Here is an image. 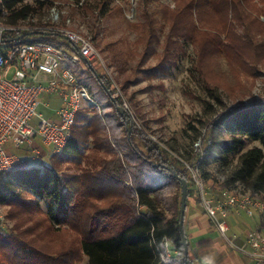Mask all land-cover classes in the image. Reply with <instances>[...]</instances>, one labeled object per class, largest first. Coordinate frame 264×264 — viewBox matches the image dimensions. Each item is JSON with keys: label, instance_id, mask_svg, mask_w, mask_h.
I'll return each instance as SVG.
<instances>
[{"label": "trees", "instance_id": "1", "mask_svg": "<svg viewBox=\"0 0 264 264\" xmlns=\"http://www.w3.org/2000/svg\"><path fill=\"white\" fill-rule=\"evenodd\" d=\"M159 1L138 3L146 24L134 28L140 36H148L147 47L156 37L155 18L148 7ZM25 2L3 0L2 11L6 14L0 11L2 22L9 26L27 24L36 9ZM173 3V8H163L169 26L167 53L172 39L179 38L206 50L208 56L222 53L243 64L246 59L253 61L259 56L258 50L263 47L241 40L235 29L238 25H264L260 18L264 15V0H173ZM25 33L21 31L9 38L15 40ZM48 33L32 37L60 49L75 50L65 42H56L61 34ZM222 35L235 47L230 49L224 44L220 40ZM110 65L125 75L126 62L114 56ZM68 67L79 72V84L86 87L101 108L110 112L101 115L94 109L93 117H89L91 111L80 112L68 145L51 156L53 165L12 171L0 177V204L10 207L7 217L16 221L12 228L0 227V264H80L84 258L87 264H196L186 233L189 255L185 254L180 230L182 184L163 166L172 167L189 186L193 179L187 163L199 169L204 182L213 181L220 186H213L212 193L241 188L264 202V96L234 106L217 117L207 127L196 154L184 162L137 124L125 107L124 97H114L117 89L104 71L98 72L93 63L86 70L71 63ZM128 79L120 82L122 93ZM90 138L93 150L98 153L87 157L88 163L80 172H63L57 165L58 158L66 161L83 158L84 145ZM212 162H219L225 169L221 184L205 169ZM25 194L34 199L29 201ZM191 196L189 189L185 217ZM34 214H40L47 225H40ZM26 219L33 224L25 227ZM63 231L72 234L71 240L58 244L53 234ZM165 240L176 251L167 263L162 260Z\"/></svg>", "mask_w": 264, "mask_h": 264}, {"label": "rangeland", "instance_id": "2", "mask_svg": "<svg viewBox=\"0 0 264 264\" xmlns=\"http://www.w3.org/2000/svg\"><path fill=\"white\" fill-rule=\"evenodd\" d=\"M140 1L26 0L25 3L36 10L29 24L22 25L21 28L27 32L59 34L68 29L90 37L100 57L110 68L108 71L113 74L119 88L120 82L124 78H129L126 80L128 85L125 93L121 91L120 95L124 97L125 107L131 111L137 124L154 141H160L166 148L171 149L175 156L187 162L196 154L210 123L232 107L241 103L247 104L253 98L264 96V25H238L235 29L241 40L263 47L258 50L259 56L255 60L246 59L244 64L222 53L208 56L206 50H201L191 42L179 38L172 39L167 53L166 36L169 26L164 19L163 8H173V0H160L148 7L150 13L154 15L156 29V37L149 47L146 46L148 36H140V32L134 28L135 25L146 24L144 12L138 8ZM260 18L264 21L263 14ZM220 37L230 49L235 47L225 40L226 36ZM27 38L35 39L32 36ZM56 42L71 45L62 37H58ZM114 56L126 62L125 75H120L118 70L110 65ZM93 67L98 72L106 71L101 60L93 61ZM107 105L105 102L103 106ZM94 109L101 115L110 112L109 109L100 106L88 108L86 110L91 111L89 117H93ZM86 110L83 112H87ZM38 113L48 118V108L43 102ZM33 124L37 126L38 121L35 120ZM220 139L223 140L224 137L220 135ZM37 142L41 144V141ZM92 142L91 139L84 145L83 158L66 161L59 157L57 165L68 174L80 172V168L86 167L88 163L87 157L98 153L93 150ZM41 146L45 152L41 156L29 152L28 147L15 153L28 159L32 167L53 165L52 150ZM99 154L106 156L104 152ZM205 169L219 179V184L222 183L226 172L219 162H212ZM205 183L211 190L214 189L213 186L220 187L215 186L213 181ZM189 189L192 193L191 198L197 204H203L200 191L193 181ZM24 197L29 201L34 199L29 194H25ZM41 207L47 211L44 204H41ZM3 208L1 213L8 215L10 207L5 205ZM34 217L40 225H47L40 214H34ZM8 220L7 228H12L16 221L10 218ZM26 221L25 227L33 224L32 221L27 219ZM43 228L44 226L40 230ZM258 230L263 232L261 229ZM71 235L63 231L53 234V237L60 244L65 240L69 242ZM80 264H87V259L84 258Z\"/></svg>", "mask_w": 264, "mask_h": 264}, {"label": "built area", "instance_id": "3", "mask_svg": "<svg viewBox=\"0 0 264 264\" xmlns=\"http://www.w3.org/2000/svg\"><path fill=\"white\" fill-rule=\"evenodd\" d=\"M2 7L3 0H0V11L5 15ZM21 31V26L5 25L0 19V177L32 167L28 159L14 151L28 147L29 152L41 156L45 153L43 145L50 148L53 154L62 152L70 141L77 115L88 108L99 107L86 87L79 84L78 74L68 67L70 63L86 70L93 61L101 60L117 89L116 97L121 94L116 79L108 71L110 68L100 57L90 37L68 29L61 31L62 38L75 47L72 51L60 49L39 38L25 42L10 40L12 34ZM43 95L60 97L57 121L38 113ZM35 120L38 121L37 126L33 124ZM38 140L41 144H38ZM186 166L200 191L205 212L231 247L264 263V231H251L247 245L238 246L234 242L236 237H229L228 223L230 210L244 212L251 219H264V202L241 188L212 193L200 178L199 169L187 163ZM3 207L0 204V227L7 228L9 220L5 213H1ZM164 250L162 260L167 263V259L173 257L176 251L168 240L164 242Z\"/></svg>", "mask_w": 264, "mask_h": 264}, {"label": "crops", "instance_id": "4", "mask_svg": "<svg viewBox=\"0 0 264 264\" xmlns=\"http://www.w3.org/2000/svg\"><path fill=\"white\" fill-rule=\"evenodd\" d=\"M42 102L48 108V119L57 121L56 111L61 107L60 97L43 95ZM228 223L229 237H236L234 242L238 246L247 245V237L251 231H264V219H251L244 212L230 210ZM184 229L191 246V256L196 264H264L233 249L208 217L203 205L197 204L193 198L184 220Z\"/></svg>", "mask_w": 264, "mask_h": 264}, {"label": "water", "instance_id": "5", "mask_svg": "<svg viewBox=\"0 0 264 264\" xmlns=\"http://www.w3.org/2000/svg\"><path fill=\"white\" fill-rule=\"evenodd\" d=\"M50 33L48 32H27L25 34L20 35L19 37H17L15 40H22L27 38L28 36H34V35H44L47 36ZM163 168L168 169L175 178H177L181 184H182V200H181V218H180V230H181V234L183 237V244H184V248H185V254L186 256L189 255V245H188V241L185 235V229H184V220H185V213H186V209H187V199H188V190H189V186L186 180L182 179L175 171L172 167L169 166H163Z\"/></svg>", "mask_w": 264, "mask_h": 264}]
</instances>
